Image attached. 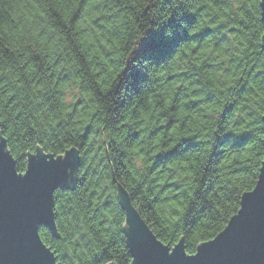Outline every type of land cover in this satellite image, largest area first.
<instances>
[{
    "label": "trees",
    "instance_id": "16d2710c",
    "mask_svg": "<svg viewBox=\"0 0 264 264\" xmlns=\"http://www.w3.org/2000/svg\"><path fill=\"white\" fill-rule=\"evenodd\" d=\"M260 0H0V136L76 148L56 264H131L117 188L164 245L214 239L264 160Z\"/></svg>",
    "mask_w": 264,
    "mask_h": 264
},
{
    "label": "water",
    "instance_id": "95a60500",
    "mask_svg": "<svg viewBox=\"0 0 264 264\" xmlns=\"http://www.w3.org/2000/svg\"><path fill=\"white\" fill-rule=\"evenodd\" d=\"M260 11L264 27V0H260ZM262 122L264 129V116ZM78 167L76 148L56 158L37 147L27 155L24 173H19L0 136V264H56L39 230L44 227L58 237L54 194L73 186ZM117 197L126 217L131 264H264V160L255 187L242 195L237 213L193 255L186 254L183 240L173 248L160 242L119 186Z\"/></svg>",
    "mask_w": 264,
    "mask_h": 264
},
{
    "label": "snow or ice",
    "instance_id": "6c2138e0",
    "mask_svg": "<svg viewBox=\"0 0 264 264\" xmlns=\"http://www.w3.org/2000/svg\"><path fill=\"white\" fill-rule=\"evenodd\" d=\"M20 177H24V176H20Z\"/></svg>",
    "mask_w": 264,
    "mask_h": 264
}]
</instances>
